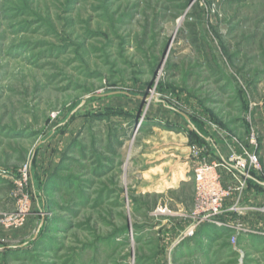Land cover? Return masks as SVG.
Returning <instances> with one entry per match:
<instances>
[{"label":"rangeland","instance_id":"obj_1","mask_svg":"<svg viewBox=\"0 0 264 264\" xmlns=\"http://www.w3.org/2000/svg\"><path fill=\"white\" fill-rule=\"evenodd\" d=\"M0 264H264V0H0Z\"/></svg>","mask_w":264,"mask_h":264},{"label":"built area","instance_id":"obj_2","mask_svg":"<svg viewBox=\"0 0 264 264\" xmlns=\"http://www.w3.org/2000/svg\"><path fill=\"white\" fill-rule=\"evenodd\" d=\"M194 150H196L195 146ZM247 161L248 163L241 159L236 166L227 161L222 163H204L196 169L197 207L203 213V217L211 218L221 213L223 204L232 196L237 197V199L240 198L245 184L251 177L249 170L252 168L255 170L261 169L260 159L257 154H249ZM233 167L238 171L233 172ZM222 169H224L225 173L228 172L236 177L237 186L229 185L228 182L223 180V175L220 173Z\"/></svg>","mask_w":264,"mask_h":264}]
</instances>
